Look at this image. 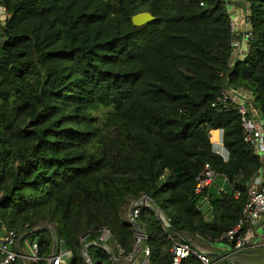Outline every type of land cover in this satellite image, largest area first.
Instances as JSON below:
<instances>
[{
  "label": "trees",
  "instance_id": "16d2710c",
  "mask_svg": "<svg viewBox=\"0 0 264 264\" xmlns=\"http://www.w3.org/2000/svg\"><path fill=\"white\" fill-rule=\"evenodd\" d=\"M236 4L248 6L252 39L232 63L223 0H0L1 222L18 235L53 227L71 264H119L99 245L87 260L84 248L132 255L122 211L147 197L180 234L140 208L147 264H172L173 242L188 236L226 243L263 164L236 106L212 107L225 89H242L264 119V0ZM139 13L155 21L135 27ZM211 130L223 133L226 162ZM205 164L226 178L224 192L194 194ZM29 238L36 264H47L50 232Z\"/></svg>",
  "mask_w": 264,
  "mask_h": 264
},
{
  "label": "built area",
  "instance_id": "2783aa9c",
  "mask_svg": "<svg viewBox=\"0 0 264 264\" xmlns=\"http://www.w3.org/2000/svg\"><path fill=\"white\" fill-rule=\"evenodd\" d=\"M223 1L227 4V11L232 23V32L235 36L233 28L235 25V17H232L229 9L231 1L234 2L235 0ZM241 11L243 13L242 19L247 22L248 14L245 13L246 11L243 10V8ZM251 39L250 31L241 34L239 42L234 39L232 44L233 49L238 47L240 43L248 45L247 43ZM253 103L254 96L251 92L242 89L227 88L212 104V107L226 106L227 104L236 106L240 117L244 142L251 146L254 154L263 160L262 167L258 170L253 184L249 188L248 200L243 208L238 223L225 235L226 243L230 245L232 252L235 253L264 247V238L261 241L254 239L256 229L264 223V180L262 179L264 176V119ZM208 134L213 153L220 156L226 162L229 155L223 145L222 131L211 130ZM218 181L227 183L225 177L217 174L209 164H205L199 175L195 177L193 192L197 196H202L214 187L217 189L218 194L224 192L225 188L218 186ZM137 201L133 202L134 206L131 214L133 221L136 223L140 208L145 207L141 199ZM164 220L166 223L170 224L169 218L164 216ZM40 228L41 227L33 228L22 235H18L14 230L7 228L0 220V264H20V260H22L23 264H36L40 260L39 245L36 239H30L29 237L34 233L44 231L39 230ZM164 230L167 231L165 228ZM107 235L108 231H104L100 238V242H103ZM136 239L138 240L137 236ZM140 252L143 257L142 264H147L150 256L149 249L145 248L142 251L140 250ZM171 253L172 264H182L189 257H194L199 264H212L210 255L207 252L196 249L191 238H186V241L182 240L181 242L174 241ZM71 260L72 253L70 251L56 250L55 254H51L47 260V264H71Z\"/></svg>",
  "mask_w": 264,
  "mask_h": 264
},
{
  "label": "crops",
  "instance_id": "0c3cea01",
  "mask_svg": "<svg viewBox=\"0 0 264 264\" xmlns=\"http://www.w3.org/2000/svg\"><path fill=\"white\" fill-rule=\"evenodd\" d=\"M237 1L238 0H235L234 1L235 4L230 5L229 9H230V13H231L232 17H235V19H234L235 25L233 26L234 31H235V36H236L235 41L239 42L241 34L247 32V31H250V26L246 21H244L242 19V14H243L241 11L242 8L235 9V5L239 6L238 4H236ZM243 10H245L246 11L245 13L248 14V10L246 8H243ZM246 53H247V45L244 43H240L238 47H235L233 49L232 63H235L238 60L243 59V57L246 55ZM262 179L264 180V176L262 177ZM219 184H220V187H222V188H226V186H227V183H224L223 181H220ZM213 190L217 193V189L215 187L210 189V191H213ZM262 226H259L256 229V234H255L254 239L257 241H261L264 238V223ZM192 240H193V244H194L196 249H198L199 251H202V252H207L210 255L211 260H212V264H221V262L225 261V260L227 261V264H230V263L235 264V261L237 259L236 258L237 254L239 252L238 253L232 252V250L229 248L230 247L229 244L225 243V247L229 248V252H228V254L224 255L225 259H223V257H221V256L214 255V253H219L221 251H224V250L220 249L219 246L212 245L213 243H210L207 240H204V239L199 238V237L193 238Z\"/></svg>",
  "mask_w": 264,
  "mask_h": 264
},
{
  "label": "water",
  "instance_id": "95a60500",
  "mask_svg": "<svg viewBox=\"0 0 264 264\" xmlns=\"http://www.w3.org/2000/svg\"><path fill=\"white\" fill-rule=\"evenodd\" d=\"M154 21H155V18H154L153 16H151L149 13H139V14H136L135 16H133V17L131 18V23H132L133 26H135V27H141V26H144V25H147V24L153 23ZM137 202H138V201H137ZM141 202L143 203V205H144L145 207H149V208H151V209L155 212L157 218L161 221V223H162V225H163V228H165L167 231L172 232V233H174V234H176V235H180V234L176 233V232L173 230V228L171 227L170 224H168V223L165 222L163 212L161 211V209H160L158 206L155 205V203H154L152 200H150V199L147 198V197H142V198H141ZM133 206H134V203H132V205H131V207H130L129 214H128V218H129V223L133 226V228H134V230H135V234H136V236H137V238H138V240H137V245H136L135 250H134V253H135L136 250L140 249L139 247H140V245H141V243H142V241H143V239H144V235L142 234L139 225H138L135 221H133V219H132V215H131V214H132V208H133ZM45 229H48V230L50 231V233H51V237H52V241H53V242H52V255H54L55 252H56V250H57V240H56V237H55L54 229H53V227H51V226H43V227H41L39 230H45ZM187 238H191V239H193V238H196V237H195V236H194V237H192V236H188ZM182 240H183V241H186V238H182ZM90 245H99V246H101L103 249L106 250V252H107V253L111 256V258L113 259V256H112V254L107 250L106 245L103 244V243H99V242H98V243H92V244H89V245H87V246L84 248L83 254H84V257H85L87 260H88V257H87V254H86V249H87V247L90 246ZM134 253H133V254H134ZM133 254H132V255H133ZM214 255L221 256V257H223V259H225V258H224V255H220L219 253H214ZM224 262L227 264V261H226V260H225ZM20 264H23L22 260H20Z\"/></svg>",
  "mask_w": 264,
  "mask_h": 264
},
{
  "label": "rangeland",
  "instance_id": "374dc122",
  "mask_svg": "<svg viewBox=\"0 0 264 264\" xmlns=\"http://www.w3.org/2000/svg\"><path fill=\"white\" fill-rule=\"evenodd\" d=\"M230 4L234 5L235 3L233 1H231ZM245 6H246L245 8L248 10V6L247 5H245ZM239 8H243V7L235 5V9H239ZM261 161H263V160L261 159ZM219 182L220 181H218V183H217L218 186H220ZM131 205L132 204H130L129 206H127L126 208L123 209V211H122V219L123 220H128V214H129V210H130ZM204 210L206 211L205 208H204ZM136 245H137V239H136L135 247H136ZM212 245H217V246H219L220 249L224 250L221 252L218 251L220 255L228 254L229 248L231 249V247L226 248L225 243H222V242L213 243ZM140 247H141V245H140ZM106 248L113 256L112 248L109 246H106ZM236 258L237 259L235 261V264H264V247H259V248L254 249V250L248 249V250L241 251L237 254ZM113 259H114V261H116L119 264H142V260H141V256H140V249L136 250L133 255H130L128 257H122V256L114 257L113 256ZM221 264H225L224 261H222Z\"/></svg>",
  "mask_w": 264,
  "mask_h": 264
}]
</instances>
